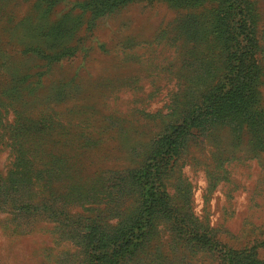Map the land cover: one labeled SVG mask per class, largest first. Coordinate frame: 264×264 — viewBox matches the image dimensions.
<instances>
[{
  "label": "rangeland",
  "instance_id": "374dc122",
  "mask_svg": "<svg viewBox=\"0 0 264 264\" xmlns=\"http://www.w3.org/2000/svg\"><path fill=\"white\" fill-rule=\"evenodd\" d=\"M82 1L0 0V88L4 66L34 75L33 101L48 105L50 116L67 124V153L53 151L63 162L53 163L52 155L30 159L35 170L47 162L66 172L53 174L48 186L33 177L36 210L0 204V264H88L92 229L113 234L134 221L142 190L133 174L225 73L211 24L194 19L189 33L180 21L185 14L202 15L206 4L189 13L159 0L135 1L96 18L89 28L88 13L76 7ZM250 3L260 71L256 107L264 113V0ZM68 15L81 18V25L65 44L72 47L69 57L58 63L48 65L21 52L12 39L15 29L26 30L27 21L44 31L50 26L65 31ZM46 41L49 48L56 43ZM209 63L215 67L211 71ZM12 121L7 111L3 122ZM198 126L164 175L168 203L189 229L208 234L216 250L256 245V257L264 259V149L247 123L240 131L230 122ZM12 162L8 146L0 147V181ZM49 191L55 198L67 193L65 204L51 208ZM155 225L132 264H220L216 250L195 248L192 239L171 231L167 218H157Z\"/></svg>",
  "mask_w": 264,
  "mask_h": 264
},
{
  "label": "trees",
  "instance_id": "16d2710c",
  "mask_svg": "<svg viewBox=\"0 0 264 264\" xmlns=\"http://www.w3.org/2000/svg\"><path fill=\"white\" fill-rule=\"evenodd\" d=\"M141 0H85L77 5L89 15L86 27L91 28L96 18L117 11L130 3ZM158 1V0H147ZM173 7H186L192 13L194 9L205 5L204 13L185 14L181 17L184 31L194 32V19L200 18L209 22L210 32L216 42L223 49V63L225 73L214 85L204 91L198 103L190 106V112L184 115L165 135H163L153 151V155L146 160L143 167L136 170L133 179L138 182L142 190V204L137 217L128 226L113 234H103L96 229L88 236V264H132V258L137 256L146 241L156 232L157 218L165 217L169 220L171 231L185 235L186 240H193L195 248L215 252L217 244L206 233L195 232V229L182 223L178 215L169 205L163 187L164 175L169 171L170 161L176 156L179 148L187 136L192 134L193 128H200L201 121L207 123H235L240 131L243 123L251 126L255 141L264 149V113L256 107L255 84L260 71L256 60L255 24L256 18L250 0H159ZM209 10L208 12H206ZM190 21L188 22V19ZM70 27L59 31L56 26H50L45 31L39 23L33 26L29 21L26 30H18L12 39L20 45L21 52L44 61L55 64L69 57L72 47L65 44L73 37L76 29L81 25V18L68 15ZM191 22V24H190ZM39 26V27H38ZM186 26V27H185ZM48 38H54L56 43L48 47ZM69 48V49H68ZM75 48V46H74ZM70 50V51H68ZM3 51L0 49V59ZM4 63V62H3ZM215 61V64H218ZM3 66L5 64H2ZM208 70L214 69V64L206 65ZM2 85L0 88V147L8 146L13 157L12 167L5 178L0 181V204L15 210H36L33 191L34 179H44L45 186L50 185L53 174L64 172V168L52 165L35 170L32 157L52 155L53 163H61L58 155H65L67 141V124L55 121L50 114L48 105L34 102L33 92L38 82L34 75L18 73L11 67L4 66ZM1 72V71H0ZM194 85V83H193ZM30 95V97H29ZM37 109V110H36ZM34 110L35 112L33 113ZM7 111L13 113L12 123L5 125L3 117ZM50 112V113H49ZM62 145V146H59ZM56 150L58 152L53 153ZM35 159V158H34ZM54 170V173H53ZM36 173L38 175H36ZM26 185L30 186L27 187ZM50 199L51 208L63 206L67 200V193L55 198L51 191L46 193ZM63 198L64 202H61ZM36 201V203H35ZM48 211V210H46ZM54 210L51 209V212ZM159 213V217H154ZM188 229V230H187ZM187 231L190 236H187ZM190 237V238H189ZM183 239V236H182ZM256 245L241 248L227 247L226 252L221 248L216 252L220 257V264H264V259L256 256ZM133 256V257H132Z\"/></svg>",
  "mask_w": 264,
  "mask_h": 264
}]
</instances>
